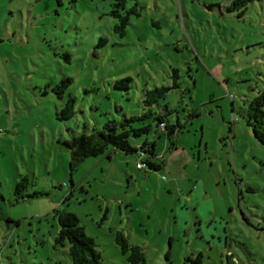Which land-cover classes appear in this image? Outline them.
I'll use <instances>...</instances> for the list:
<instances>
[{
  "label": "rangeland",
  "instance_id": "374dc122",
  "mask_svg": "<svg viewBox=\"0 0 264 264\" xmlns=\"http://www.w3.org/2000/svg\"><path fill=\"white\" fill-rule=\"evenodd\" d=\"M229 4L126 0L138 14L120 35L111 0H0V264H73L55 243L61 211L106 264H129L118 231L145 264H264V139L242 117L264 87V0L241 17ZM66 76L60 99L49 85ZM124 77L129 88L114 87ZM161 86L169 123L182 126L174 147L157 106L143 105ZM68 94L75 112L60 120ZM143 115L132 125L150 131L130 140L155 142L159 170L118 151L74 163L63 143ZM21 178L43 194L15 202Z\"/></svg>",
  "mask_w": 264,
  "mask_h": 264
},
{
  "label": "trees",
  "instance_id": "16d2710c",
  "mask_svg": "<svg viewBox=\"0 0 264 264\" xmlns=\"http://www.w3.org/2000/svg\"><path fill=\"white\" fill-rule=\"evenodd\" d=\"M251 0H230V4L226 7L229 11H237V16L241 17L247 8V4ZM126 0H111V9L109 14L117 18L119 22L114 26V30L120 35H124L126 25L128 24L129 14H138L136 7L125 10ZM106 36H100L97 47H102L106 42ZM72 81L71 77L61 78L59 82L49 85L51 90L58 98H62ZM130 77H124L115 81L114 87L127 90ZM177 85L174 84L173 87ZM170 87L161 86L154 87L151 90H144L143 105L148 107L155 105L157 110L154 119L157 122L158 130L165 132L167 140L174 147V137L180 131L182 126L177 123L174 125L168 121V114L171 112L167 104L160 103L165 98V93ZM74 96L68 94L62 108L58 111L57 117L60 120H67L74 115ZM246 113L242 116L246 124L252 129L255 136L263 141L264 139V87L261 88L257 95L248 103L245 109ZM195 115V113H193ZM147 116L137 118L123 117L122 121L111 120L103 125L102 129L93 128L91 133L82 132L73 135L71 139L64 140V144L70 151L71 159L74 163H78L89 156H97L107 153V156L114 152H122L124 154L136 153L138 155L137 166H145L150 170H159L162 165V158L157 157L155 153V142L148 139L142 140L138 144L131 143V137H139L147 134L150 124H143L134 127L132 122L143 121ZM26 182L21 178L16 182L13 188L14 200L19 202L27 198H32L43 193L34 192L32 194L25 193ZM58 233L55 236V243L64 245L68 243V256L73 264H106L103 262L100 252L96 249L95 241L92 237L87 236L84 228L80 225L78 217L70 211H61L57 215ZM115 239L121 248L123 254L129 264H145V254L143 248L136 244H130L122 232H116ZM201 254L199 253L198 257ZM192 264H200V259H190Z\"/></svg>",
  "mask_w": 264,
  "mask_h": 264
}]
</instances>
